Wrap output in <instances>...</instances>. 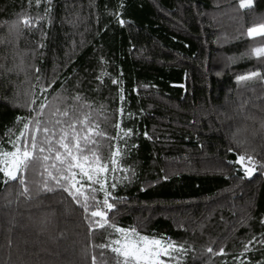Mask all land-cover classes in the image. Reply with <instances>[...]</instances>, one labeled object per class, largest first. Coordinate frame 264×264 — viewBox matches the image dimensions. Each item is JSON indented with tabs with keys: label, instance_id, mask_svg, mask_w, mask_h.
<instances>
[{
	"label": "trees",
	"instance_id": "trees-1",
	"mask_svg": "<svg viewBox=\"0 0 264 264\" xmlns=\"http://www.w3.org/2000/svg\"><path fill=\"white\" fill-rule=\"evenodd\" d=\"M241 2L0 0V150H12L34 115L32 100L63 109L79 95L73 114L91 113L117 137L98 148L105 161L112 145L120 149L106 185L116 198L111 223L184 244L188 251L170 264H264V83L238 80L264 75V60L250 55L264 37L246 34L264 23V0ZM24 17L44 19L28 28ZM4 179L0 173V264H92L93 255L115 264L96 247L111 230L90 232L68 193L37 195L31 172L33 199L25 200Z\"/></svg>",
	"mask_w": 264,
	"mask_h": 264
},
{
	"label": "snow or ice",
	"instance_id": "snow-or-ice-1",
	"mask_svg": "<svg viewBox=\"0 0 264 264\" xmlns=\"http://www.w3.org/2000/svg\"><path fill=\"white\" fill-rule=\"evenodd\" d=\"M35 2L39 5L41 0H35ZM45 2L50 4L51 0H45ZM251 4L252 0H242L239 6L247 8ZM47 11L50 9H46ZM41 19L44 17H24L19 23L28 28H35ZM119 23L123 25L125 21L120 19ZM15 27L17 25H13V28ZM246 34L253 38L264 37V23L258 27L248 28ZM250 55L264 60V41L252 48ZM0 68H3L2 64ZM36 71L38 72L39 69ZM103 75L106 74L102 73L101 77ZM253 79L264 83V75H261L259 71L238 77L240 82ZM112 82L117 83L116 80ZM120 91L122 92L123 89L121 88ZM72 101V104H68L63 109L50 106L51 102L47 101L46 97L38 104L34 99L27 105L34 115L24 121L22 131L15 140L11 141L12 150L8 152L0 150V173L6 177L3 183L16 181L21 188L19 195L25 200H31L33 195L29 188L27 174L34 172L37 176L35 181L37 195L57 190L68 193L86 213L85 218L89 222L90 232L105 228L111 230L107 241L96 245L102 250L101 258L104 256V250H108L113 253L115 264H169V261L173 259L178 260V257L173 254L188 251L184 244H178L167 237L156 238L143 235L134 227L127 229L118 227L108 220V212L115 207L110 201L116 198L112 197L106 185H108L109 174L119 170L117 163L120 149L117 145H112L111 155L105 161L99 154L98 148L100 140L105 138L115 140L117 137H107L99 124L92 119L91 113L82 116L74 115V105L82 103L83 98L76 95L72 97ZM45 109H48V119L43 118ZM119 111L123 115V109ZM247 119L255 118L248 116ZM116 127H120L119 123ZM261 127L264 128V122L261 123ZM121 131L124 136L131 134V129ZM245 159V155H240L237 162L243 164ZM247 161L254 165L252 156L248 155ZM245 171L247 175H252L254 166H245ZM110 187L114 189L116 184L112 183ZM98 191L104 194L102 200L96 197ZM113 234L115 238H112ZM260 242L264 243V240ZM247 250L248 246L245 245V251ZM207 252L212 253L213 249L208 248ZM223 253L224 250L221 248L214 254L222 255ZM91 260L92 264H106L103 259L98 262L95 255L91 257Z\"/></svg>",
	"mask_w": 264,
	"mask_h": 264
},
{
	"label": "rangeland",
	"instance_id": "rangeland-1",
	"mask_svg": "<svg viewBox=\"0 0 264 264\" xmlns=\"http://www.w3.org/2000/svg\"><path fill=\"white\" fill-rule=\"evenodd\" d=\"M46 117H48V112L46 113ZM49 118V117H48ZM170 264V263H169Z\"/></svg>",
	"mask_w": 264,
	"mask_h": 264
}]
</instances>
